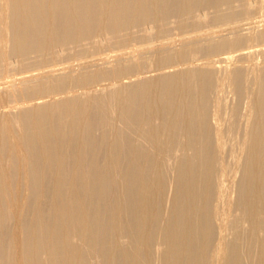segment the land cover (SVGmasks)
<instances>
[{"label": "bare ground", "instance_id": "6f19581e", "mask_svg": "<svg viewBox=\"0 0 264 264\" xmlns=\"http://www.w3.org/2000/svg\"><path fill=\"white\" fill-rule=\"evenodd\" d=\"M250 1H0V264H264Z\"/></svg>", "mask_w": 264, "mask_h": 264}, {"label": "rangeland", "instance_id": "374dc122", "mask_svg": "<svg viewBox=\"0 0 264 264\" xmlns=\"http://www.w3.org/2000/svg\"><path fill=\"white\" fill-rule=\"evenodd\" d=\"M249 3L251 4V8H253L255 5L256 6L253 8V11L254 12L253 11L251 12L253 14H251V13L249 14L248 21L246 19H243L241 21V23L238 24L239 30L242 33L243 32L246 33L249 30V27L254 26V25H260L261 23L264 22V7L261 6V3L264 4V0H251ZM258 4H260V5L258 6ZM170 25H172L171 27H173L174 24L173 23H170ZM225 26H226V28H225ZM205 28H208V30L210 32H213L214 34H223V35H226L227 34V31L229 30V25H218V26H212V25L210 26V25H207V27H205ZM15 61H16L15 59L14 60L12 59L13 64H16ZM16 71H18V70H16ZM5 75H6V72L2 71L1 68H0V83H3L6 80L4 78ZM18 76H19L18 74L15 75V77H18ZM3 90H4V87L0 86V95H1V92ZM0 111H13L12 105L9 104L5 108H1Z\"/></svg>", "mask_w": 264, "mask_h": 264}]
</instances>
